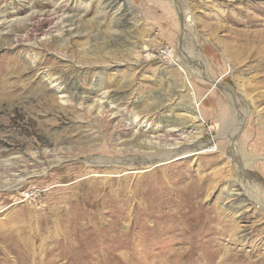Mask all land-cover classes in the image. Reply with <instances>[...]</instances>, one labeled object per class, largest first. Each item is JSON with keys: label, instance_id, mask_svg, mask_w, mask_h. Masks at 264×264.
<instances>
[{"label": "rangeland", "instance_id": "374dc122", "mask_svg": "<svg viewBox=\"0 0 264 264\" xmlns=\"http://www.w3.org/2000/svg\"><path fill=\"white\" fill-rule=\"evenodd\" d=\"M109 1L0 0L2 33L31 27L0 35V159L36 173L0 169V264H263L264 0ZM245 164L254 200L221 212Z\"/></svg>", "mask_w": 264, "mask_h": 264}, {"label": "bare ground", "instance_id": "6f19581e", "mask_svg": "<svg viewBox=\"0 0 264 264\" xmlns=\"http://www.w3.org/2000/svg\"><path fill=\"white\" fill-rule=\"evenodd\" d=\"M105 2V0H104ZM103 3V2H102ZM118 5V11H117V14H121V11L122 10H126L128 9V7L130 6L129 4V1L128 0H110L109 3L106 5L107 8H114L115 6ZM116 8V9H117ZM130 8V7H129ZM183 7L181 5V11H183ZM111 10V9H110ZM258 10H260L259 12H261L262 14H264V7H261L259 5V8ZM243 12V11H242ZM247 12V11H246ZM113 14V13H112ZM116 14V16H117ZM0 16H1V13H0ZM186 16V15H185ZM120 17H118L119 19ZM184 18V23L187 21L185 20V17ZM70 21H72L71 25H73L75 22H74V19H69ZM255 20V21H254ZM254 22H256L257 18H254ZM117 21V20H116ZM253 22V23H254ZM1 24V23H0ZM15 24L13 22H9V24L5 27L6 29L9 28L7 31H4L2 33V30L0 29V35H2L1 37H3L4 35H12L15 37V39L17 41H20V32L21 31H26V30H29L31 29L30 27V24L29 23H25L24 25H20V26H14ZM186 26L187 24L185 23L184 24V29H186ZM189 26V25H188ZM13 27V28H12ZM12 28V29H11ZM71 29H74V28H71ZM187 34V33H186ZM8 37V36H7ZM191 38V37H190ZM259 39V38H258ZM262 41V40H261ZM199 56H201L202 52L201 50L198 51L197 53ZM203 56V55H202ZM189 59V58H188ZM202 59L204 60V57H202ZM193 60V59H192ZM196 61H199V60H196ZM196 65V64H195ZM203 72H201L202 74ZM205 77L207 78V80L213 82V83H218L219 81L218 80H215L213 79L212 77H210L211 75H208L206 73V69H204V73ZM202 74V75H203ZM58 77V76H57ZM57 80V79H56ZM60 83V82H59ZM72 85V84H71ZM71 87V86H70ZM69 87V88H70ZM69 88L66 87V85H59L58 87V90L61 91L63 94L61 95L62 97H65V96H68L66 93H69V91H66V90H69ZM105 93L106 97H107V101H106V105H108L109 103H113L114 100H117V99H123V98H126L127 95L126 93L124 92L123 94H118L117 93H114L112 96L109 97V94L108 91H104V92H101V94ZM105 95L102 97V98H105ZM110 100V101H109ZM109 101V102H108ZM105 102V100L103 101ZM185 110V113L182 114V117H188V112H191V108L187 107V109H184ZM181 117V118H182ZM199 118V115H197L196 117H194V119H192L191 121H186L184 122L185 120H183L181 123H179L178 125H173L171 127H168V128H164L165 129V135H169V136H173V137H179L178 139H180L181 141H179L178 143H180V145H178V148H181L182 150L183 149H186L185 151L183 152H180L179 155H186V154H189V152L191 151L189 149L187 145V141H188V144L189 145H194V141L192 142L191 140H195L196 138H192V137H188L185 135V133L188 131V128L189 126H193L195 128H193L191 131H194V133H198L200 134L201 130L200 128H198V125L195 124V120ZM187 120V119H186ZM132 123V122H131ZM150 123H147L145 124L144 126L147 127L146 130H150L152 127L151 125H149ZM135 125V124H134ZM136 125H138L136 123ZM142 126V125H141ZM133 127V126H132ZM187 128V129H186ZM133 129V128H132ZM145 132V131H144ZM238 131H233L231 133V136H232V147L234 148V151L236 152V150H239L238 149V139H239V136H238ZM191 135V134H190ZM158 136V135H157ZM196 136V135H195ZM154 136H151V138H153ZM165 137V136H164ZM169 138V137H168ZM171 139V137H170ZM188 139V140H187ZM191 139V140H190ZM174 140V139H173ZM159 141V139H158ZM169 143V142H168ZM172 143V142H171ZM183 144H184V148H183ZM172 144H170L171 146ZM143 147L145 148H148V149H154V148H158V142L157 141H153L151 139L149 140H146L144 141L143 143ZM168 147V145H167ZM175 147V146H174ZM181 151V150H180ZM237 153V152H236ZM173 157V155L171 156H167L165 159H168V158H171ZM247 158V157H246ZM245 158V159H246ZM164 159V160H165ZM159 161V159H156ZM151 162L155 161V160H150ZM246 163L247 161L250 162V158H247L246 160ZM240 162V161H239ZM13 163L12 160L10 158L8 159H0V169H2V173H4L2 175V178H1V182L4 184V185H1L2 186V190L3 189H6V188H10V189H14V186H16V188H19L21 187L23 184H25L27 182V180L32 177V176H36V173H29L27 174L26 171L25 173L21 174V172L19 173L18 172V169H15L14 170V166H13ZM17 167V166H16ZM248 165L245 164V166L242 167V170L243 172L241 173L243 175L244 178H242L241 182H230L229 184L226 185V190H227V193H226V198H230L229 202L228 201H222L221 205H220V211L222 210L223 212H226L228 210H234L236 212H241V216L245 213V208L249 205V201H252L254 200V197L252 195V193L250 194L249 193V187H247L246 185V177L248 176L247 174H250V170H248ZM252 167V166H251ZM19 171H20V168H19ZM32 174V175H30ZM248 178V177H247ZM20 189V188H19ZM255 196V195H254ZM259 204V203H257ZM217 209V208H216ZM221 211V212H222ZM187 212V211H186ZM201 212V211H200ZM230 212V211H228ZM194 213V212H193ZM220 214V213H218ZM237 214V213H236ZM239 215V216H240ZM160 216V215H159ZM221 216V215H220ZM238 219V218H237ZM218 223H226L228 222L229 224H227L228 226V230H220V231H224V233L227 231H231L232 227H234V225L236 224V220L235 218L233 217L232 219H224V218H217ZM211 223V222H210ZM221 228V227H220ZM245 231V230H244ZM211 258V257H210ZM224 259V258H223ZM257 262V261H255ZM262 262V261H261ZM250 264V263H249ZM251 264H255L254 262H252ZM264 264V263H263Z\"/></svg>", "mask_w": 264, "mask_h": 264}, {"label": "built area", "instance_id": "2783aa9c", "mask_svg": "<svg viewBox=\"0 0 264 264\" xmlns=\"http://www.w3.org/2000/svg\"><path fill=\"white\" fill-rule=\"evenodd\" d=\"M158 54H159L161 57H163L164 60H167V59L172 58V57H171L172 54H170V51H169L168 49H166V48H164V49L161 48V49L159 50Z\"/></svg>", "mask_w": 264, "mask_h": 264}]
</instances>
